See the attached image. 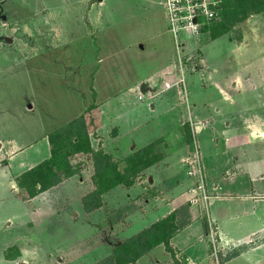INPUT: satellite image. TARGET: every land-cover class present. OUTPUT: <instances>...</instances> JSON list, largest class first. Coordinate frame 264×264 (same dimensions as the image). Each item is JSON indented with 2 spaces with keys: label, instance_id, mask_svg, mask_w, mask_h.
Returning a JSON list of instances; mask_svg holds the SVG:
<instances>
[{
  "label": "rangeland",
  "instance_id": "rangeland-1",
  "mask_svg": "<svg viewBox=\"0 0 264 264\" xmlns=\"http://www.w3.org/2000/svg\"><path fill=\"white\" fill-rule=\"evenodd\" d=\"M160 1L105 0V5L100 7L102 20L96 23L98 19H92L88 10L98 0H0V139L26 147V152L12 165L14 172H19L17 162L22 157L26 166L33 167L48 158L49 133L80 111L84 113L95 101L104 103L102 108L98 103L99 107L87 115L95 149H102L103 144L106 149L114 137L113 129H117L113 121L121 120L129 136L127 141L142 146L148 139L141 138L142 132H137L135 127L145 126V131L157 127L155 116L146 115L143 109H148L157 97L165 104V92L177 91L181 103L187 106L191 103V108L211 107L203 116L194 114L183 121L184 140H188L191 151L181 168L189 177L197 174L204 151L210 165H220L223 161L224 169L228 165L238 168L240 180L233 178L238 179L234 183L236 193L246 194L251 189L264 192V0H229L228 5L224 0L220 18L202 28L198 36L181 40L170 70L157 76L161 61L175 51ZM98 10L99 7L94 8L92 13L97 14ZM150 75L156 80L135 84ZM219 92L227 102L216 101L213 94ZM85 103L83 108L81 104ZM174 103V99L170 100V104ZM106 105L115 108L117 113L122 111L118 119L110 117L113 115L110 112L107 114L110 121L104 118L101 109ZM217 107L223 109L221 113H216ZM129 130L134 131L132 139ZM208 133H213L211 139L215 138L216 150L210 147L213 143ZM165 142L160 137L147 147L151 157L166 152L168 143ZM6 147L1 163L8 164L15 149L8 143ZM111 155L122 169L132 156ZM73 163L81 171L84 169L83 174H76L39 194L34 204L41 210L42 225L37 226L35 222L25 229L32 237L35 234V238H48L47 248L76 242L78 251L67 252L63 264H106L118 246L117 243L106 245L108 238L118 241L132 236L129 233L138 226V215L170 202L172 198L167 192L172 191L176 182H182L161 179L152 186L147 175L135 174L137 169L133 168L128 175L134 177L135 183L145 180V192L138 196L144 200L139 203L133 200L120 207L117 204L114 208L105 206L102 198L100 207L88 210L84 198L96 185L95 167L88 155L76 156ZM248 170L252 174L248 175ZM16 176L10 169L11 178H21ZM200 183L204 190L205 183ZM191 185L189 192L199 187L197 181H191ZM14 191L16 195L0 201V212L6 214L11 209L14 214L16 211L30 216L34 209L22 204L18 196L24 200L34 197L19 185ZM84 191L86 194H82ZM189 205L191 200L177 210L178 224L189 220ZM262 214L260 219L248 224V216L230 223L232 237H243L249 230L264 226ZM56 217L61 222L55 221ZM205 217L208 219L207 209ZM109 222L115 228H110ZM22 230L0 232V264H16L12 258L17 255L13 252L17 244L9 242L22 240ZM212 234L209 255L212 264H225L227 260L228 264H264V246L252 250L258 240L222 248L220 235ZM38 247L42 249V245ZM165 247H155L131 264H189L187 257ZM23 260L18 259V264ZM46 260L32 258L30 263L58 264L48 255Z\"/></svg>",
  "mask_w": 264,
  "mask_h": 264
},
{
  "label": "crops",
  "instance_id": "crops-1",
  "mask_svg": "<svg viewBox=\"0 0 264 264\" xmlns=\"http://www.w3.org/2000/svg\"><path fill=\"white\" fill-rule=\"evenodd\" d=\"M98 4H100V6ZM98 4H92L93 7L90 6L88 10V13L89 15H91L92 19L94 18L98 19L96 23H99L102 20L100 19L102 17L100 7L102 8L105 5V0H98ZM159 4L163 7L165 11L166 20L169 28L167 12L162 4V0L160 1ZM98 7H99L98 13L93 14L92 11L94 10V8H98ZM169 32L172 35L175 51H173L171 57H169L167 60L161 61V65L159 66L158 73L157 74L155 73L157 76L162 73H165V71L167 72L168 70H170L169 67H171V65L174 63L176 59V53L178 55V45L175 36L170 31V29ZM141 47L143 48L144 46L141 45ZM148 79L150 81L156 80L153 76L150 75L149 77L142 78L140 81L136 82L135 84L140 82L142 83ZM165 94H166L165 104H163L164 102L160 101L161 98L158 99L157 97L155 103L154 102L150 103L148 109H143L146 115L151 114L152 116H155V119L157 120L155 126L157 127L148 129L147 131H145V129L147 128L145 126H142V128L135 127L137 132L139 133L142 132L143 135L141 136V138L148 139L145 142V144H143L142 146H137V143L136 144L133 143L134 145H132V143H129L127 141V137L129 136L126 135L127 131L124 126V122L121 120L119 123L117 121H113L114 123H117L116 125H114L117 127V129H113L114 137L111 139V141L109 140V144L108 146H106V149L104 148L105 146L104 144L102 145V149H104L106 152L110 154L121 153L125 156H129L131 154L133 155L141 151L142 149L148 146H151L153 141L161 137V139L165 140L168 143L166 147V152L163 155L159 156L157 161L152 166L142 171V174L148 176L150 184L152 186L158 184V182L161 179L166 181L180 180L182 182H180L179 184H177L176 182V184L173 185V188L171 189L172 191L170 193L167 192L168 197L172 198L170 202L161 203L160 205H158V207H156V209L150 210L143 215L142 214L138 215V219H137L138 224H136L138 226L135 227V229L130 231L129 233V235L132 236L129 237L126 236L118 241L116 238L114 239V241L108 238L106 245L111 246L112 243L115 244L117 243L118 245L121 244L127 239L138 234L137 232H141L142 230L151 226L153 223L166 218L171 213L177 211L182 205L188 203L191 200L192 205H189V209L191 213V215L189 216V220L185 224V226L181 227L176 232V234L171 240V247L174 248L177 254L187 257L189 264H205V263L212 264V258L209 255H210V246L212 241L214 240L213 239L214 237L212 236L213 232L214 234L216 233L220 235L221 237L220 244L222 248H227L228 246L235 247L236 245L239 246L242 243L251 244L254 242V240H258V244L255 248H252V250H255L257 248H262V246H264V240H262L261 238H264V226H261L258 229H251L249 230V232H247L248 234H246L245 236L240 238H235L232 237V235L230 234L229 224L236 220H237L236 222H238L241 219V217H245V216L249 217V221H247L246 224H248L249 222H253L257 219H260L259 215L261 213H263L261 216L264 217V192L258 193L253 191L254 189L253 190L251 189V191H249L246 194L236 193L235 192L236 186L234 183L237 182V180L239 179L238 168L234 169L228 165V167L224 169L223 161L220 165L219 164L210 165L207 162L204 151L202 155V161H200L201 164L200 170L197 171L196 169L197 174L192 175V177H189L186 170H183L181 168V164L184 163L183 161L186 159V155L188 154V152L191 151V146L189 145L188 140L186 141L184 140L185 128L182 127L183 121H185L186 119L188 120V117L194 114L203 116L205 112H208L211 107H206L204 105L205 107L195 108L193 106V108H191V103L189 106H187L184 103H181L180 96L177 91H175V93L165 92ZM213 95L215 96L213 97L216 99V101L221 100L223 103L228 101L225 96L222 97L221 92L214 93ZM204 97L207 98V95L205 93H204ZM173 99L175 101L174 105L170 104V100ZM98 103L101 104L100 107L102 108V105L104 103L103 102H98ZM83 105H87V104L86 103L81 104L82 107ZM90 105H88L87 108ZM212 105L213 102H211L210 106ZM104 106L103 109H101V112L103 113L104 118L108 119V121H110V118L107 117V114L109 116V112L113 114L110 117L115 119L116 118L118 119L120 113L122 114V111L120 113H117V110H115V108L111 109L112 107H107V105L104 108ZM80 110L81 109H78V111ZM222 110L223 109L221 107H217L215 109L216 113H221ZM82 113L83 111H80V114ZM174 127L176 128L178 127V128L176 129ZM143 128L144 130L142 131ZM201 131H203L202 128ZM214 132L215 129L213 133ZM128 133L130 134V137L132 139L134 137V131L129 130ZM213 133H211V135L208 133V135H210V140L213 144H211L210 146L209 141L207 139L205 141L208 142V145H206L208 148L210 146L211 148L216 150L217 146L215 144L217 143H215V140H213L215 138L211 139ZM199 141L203 149L204 144L202 143L201 138H199ZM7 143L11 145V148L14 147L15 149V151H13L14 154L12 152V155H10L9 157L8 164L6 162L1 163L3 159L2 157L3 151L4 149L7 148L6 147ZM174 143L176 145H173ZM1 146L2 149H0V201H3L6 199L5 198L6 196L9 197L12 194L16 195V192L14 190L16 189L18 190V185L21 187L20 181L18 179L10 177V169L13 175L16 174L17 176L18 175L22 176L23 173L36 167L37 165L34 167L26 166L27 162L24 159L25 157H22L17 162L19 165V172H14L13 170L14 168L12 165L16 162L17 158L20 157V155L26 152V147L19 146L17 144L15 145L12 142V140L6 141L3 139H0V147ZM227 154L228 153L225 152V155ZM50 155H51V146H50ZM48 158L43 159V161ZM4 165L7 166L4 167ZM83 170L84 169H82L81 171L82 174L84 172ZM249 174H252L250 170H248V175ZM71 178H73V176L68 179ZM233 178H238V179L235 180ZM230 179H233V181H231ZM144 181L145 180H140L139 182L134 183L132 186L118 185L115 188L111 189L110 191L106 192L103 195L104 198L103 202L104 204H106L105 206H107L108 204L110 207H113L118 204L120 207L122 205L125 204L127 205L131 203L133 200L136 203H139V200H144L143 198H138V196H141L145 192L146 187ZM191 181L192 182L197 181L199 187H197L196 189L193 188L189 192L188 190L192 186ZM200 181H202V184L203 182L205 183L204 190L200 188L201 187ZM251 183H254V180H251ZM58 185L54 186L53 188L57 187ZM53 188H50L49 190H52ZM133 188H135V190ZM95 189H96V185L94 184V189L91 192H93ZM47 191H44L42 193H45ZM87 191H84L82 194H86ZM38 195L34 196V199L32 197L33 200L29 198L28 200L30 201L24 200L23 198H20L18 196L22 204H29L34 209L30 213V216L27 214V212L26 214L28 216L26 217L25 214L19 215L16 211L14 214L11 209H8L9 213L6 214L0 212V232L9 231L11 229L16 230L18 228L23 229L22 240L18 238L9 242V244H17V247L13 248V252H15L17 255L12 258V261L16 262V264H18V259H24L23 261L20 262V264H31L30 261L32 260V258H35L39 261L44 260V258L46 260V255H48L50 259H56L58 264H63L62 260L64 259V256L68 254L67 252L71 253L73 251H78L79 246L76 245V242L71 241L70 243L71 245L67 244L69 246L62 244L60 246L54 247L50 245L49 248H47V243L45 241L48 240V238H40L39 236L38 238H35L34 237L35 234L32 237L30 235H27V232L25 231L26 228L29 229L31 228V226L35 225V222H37L38 224L37 226L42 225V219L40 217L41 210L38 209L34 204V201L37 198H39ZM67 196H71V195H67ZM193 196L196 198L193 199L192 201L191 198ZM14 200L12 202H14ZM147 206L148 205H146V207ZM70 208L72 209L74 207H70ZM114 208H116V206ZM205 208L208 210V219H206L205 217V210H206ZM197 211H199L201 214H197L198 213ZM44 217L46 218L45 212H44ZM15 220L17 221L16 224L14 223ZM55 221L61 222L59 219H57V217L55 218ZM108 226L110 228H115V224H113V222H109ZM244 226L245 224L243 225V227ZM36 245L38 246L42 245V249H40ZM159 246H165V245L162 244ZM5 248L4 247L2 248V252L6 251ZM7 248H9V245L7 246ZM206 254L208 255V258L206 257ZM228 262L229 260H227L225 264H228ZM39 264H45V261Z\"/></svg>",
  "mask_w": 264,
  "mask_h": 264
},
{
  "label": "trees",
  "instance_id": "trees-1",
  "mask_svg": "<svg viewBox=\"0 0 264 264\" xmlns=\"http://www.w3.org/2000/svg\"><path fill=\"white\" fill-rule=\"evenodd\" d=\"M228 3L229 0H226L225 5ZM97 104L95 101L84 113L49 133L50 157L23 173L19 179L21 187L28 189L31 197L81 173V168L74 165V159L79 155H88L91 156L95 167L96 189L84 198V204L88 210H92L102 205V198L106 192L118 185L132 186L135 183L134 177L128 175L130 169L136 168L135 174H139L157 161L158 157H151L146 147L140 151L141 153L133 154L128 160L127 167L122 169L111 154L104 149H95L87 115L99 107ZM177 212L171 213L119 244L106 264L135 263L150 250L162 244L172 249V238L188 222L178 224Z\"/></svg>",
  "mask_w": 264,
  "mask_h": 264
},
{
  "label": "built area",
  "instance_id": "built-area-1",
  "mask_svg": "<svg viewBox=\"0 0 264 264\" xmlns=\"http://www.w3.org/2000/svg\"><path fill=\"white\" fill-rule=\"evenodd\" d=\"M223 3L224 0H162L178 49L181 40L198 36L202 28L220 18Z\"/></svg>",
  "mask_w": 264,
  "mask_h": 264
}]
</instances>
